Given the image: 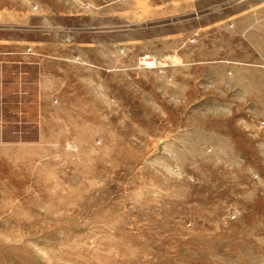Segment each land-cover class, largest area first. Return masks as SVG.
<instances>
[{
  "label": "rangeland",
  "instance_id": "rangeland-1",
  "mask_svg": "<svg viewBox=\"0 0 264 264\" xmlns=\"http://www.w3.org/2000/svg\"><path fill=\"white\" fill-rule=\"evenodd\" d=\"M15 103L0 264H264V0H0Z\"/></svg>",
  "mask_w": 264,
  "mask_h": 264
},
{
  "label": "crops",
  "instance_id": "crops-1",
  "mask_svg": "<svg viewBox=\"0 0 264 264\" xmlns=\"http://www.w3.org/2000/svg\"><path fill=\"white\" fill-rule=\"evenodd\" d=\"M25 111H26V113H21V105H18L16 103L11 106L9 111L6 108H5V111H4V107L0 106V121L3 122V123H4V121L5 122L16 123V122H19V120H21V122L23 120H26V117H27V121H30V119H28V117H30L29 108H27V110L25 109ZM9 112L12 115L10 117H9V114H10ZM7 117L11 118V119H8Z\"/></svg>",
  "mask_w": 264,
  "mask_h": 264
},
{
  "label": "built area",
  "instance_id": "built-area-1",
  "mask_svg": "<svg viewBox=\"0 0 264 264\" xmlns=\"http://www.w3.org/2000/svg\"><path fill=\"white\" fill-rule=\"evenodd\" d=\"M141 63L144 67H152L155 63V60L151 59L149 56L142 58Z\"/></svg>",
  "mask_w": 264,
  "mask_h": 264
}]
</instances>
